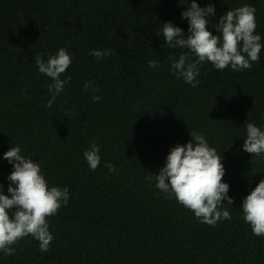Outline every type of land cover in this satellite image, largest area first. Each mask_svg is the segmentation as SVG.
Wrapping results in <instances>:
<instances>
[{"label": "trees", "instance_id": "trees-1", "mask_svg": "<svg viewBox=\"0 0 264 264\" xmlns=\"http://www.w3.org/2000/svg\"><path fill=\"white\" fill-rule=\"evenodd\" d=\"M186 2L0 0V184L6 192L12 170L2 154L19 143L50 184L70 190L68 204L48 217L49 249L28 235L13 255L0 254V264H264V236L252 233L240 208L264 178V154L241 150L247 122L264 127V49L260 62L241 71L205 62L195 88L177 79L169 56L186 50L163 45L156 31L171 20L187 34ZM197 2L214 4L213 23L230 7L252 4L255 31L264 36V0ZM65 45L73 59L61 75L71 79L46 108L51 78L34 55L46 60ZM96 48L113 54L98 60L90 55ZM149 59L159 67L150 69ZM88 80L99 87V101L83 89ZM190 131L222 152L233 205L223 201L231 219L215 226L155 188L170 147L190 140ZM93 138L101 163L90 170L83 151Z\"/></svg>", "mask_w": 264, "mask_h": 264}, {"label": "clouds", "instance_id": "clouds-1", "mask_svg": "<svg viewBox=\"0 0 264 264\" xmlns=\"http://www.w3.org/2000/svg\"><path fill=\"white\" fill-rule=\"evenodd\" d=\"M183 4L186 7L181 11V18L187 20V34L171 20L164 21L156 31L157 36L163 37V45L186 50L178 57L169 56V70L177 79L195 88L200 83L198 77L205 62L217 70L230 67L233 71L249 69L253 62H260L264 36L255 31L256 9L252 4L230 7L214 23L211 20L216 13L214 4L201 6L197 0ZM209 24L215 33L206 27ZM112 54L109 48L90 50V55L98 60ZM34 59L38 71L51 78L47 85L50 98L45 103V107L50 108L70 82V76L62 78L61 74L71 65L73 53L65 45L48 54L46 60L39 51ZM159 64L156 59L147 61L150 69L158 68ZM82 87L85 91L92 89L93 102L101 99L99 87L91 80L85 81ZM190 137L186 143L170 147L163 166L154 174L155 188L165 199L175 198L191 210L200 222L215 226L218 221L231 219L230 211L221 207L223 201L233 205L230 185L222 179L226 172L222 152L210 145L202 132L190 131ZM241 137L244 141L241 150L251 156L264 154V127L249 121ZM2 156L12 165V170L6 177L9 181L6 192L0 184V254L13 255L16 251L13 245L28 235L38 241L41 251H47L54 239L48 217L68 204L69 187L50 184L41 163L26 154L19 143L11 145ZM83 156L90 170L100 165V147L95 138L84 149ZM104 166L109 172L117 170L110 161H105ZM147 179L152 181L153 177ZM240 208L252 233L264 236V178L243 197Z\"/></svg>", "mask_w": 264, "mask_h": 264}]
</instances>
